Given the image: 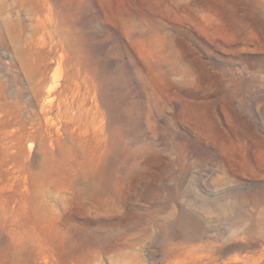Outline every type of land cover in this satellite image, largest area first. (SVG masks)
Returning <instances> with one entry per match:
<instances>
[{"label": "rangeland", "instance_id": "obj_1", "mask_svg": "<svg viewBox=\"0 0 264 264\" xmlns=\"http://www.w3.org/2000/svg\"><path fill=\"white\" fill-rule=\"evenodd\" d=\"M0 264H264V0H0Z\"/></svg>", "mask_w": 264, "mask_h": 264}, {"label": "bare ground", "instance_id": "obj_2", "mask_svg": "<svg viewBox=\"0 0 264 264\" xmlns=\"http://www.w3.org/2000/svg\"><path fill=\"white\" fill-rule=\"evenodd\" d=\"M49 93H50V91H49V92H47V97L49 96Z\"/></svg>", "mask_w": 264, "mask_h": 264}]
</instances>
